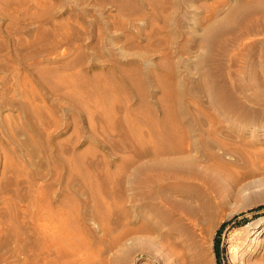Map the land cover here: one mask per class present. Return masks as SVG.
I'll return each mask as SVG.
<instances>
[{
	"label": "rangeland",
	"instance_id": "1",
	"mask_svg": "<svg viewBox=\"0 0 264 264\" xmlns=\"http://www.w3.org/2000/svg\"><path fill=\"white\" fill-rule=\"evenodd\" d=\"M0 264H264V0H0Z\"/></svg>",
	"mask_w": 264,
	"mask_h": 264
},
{
	"label": "bare ground",
	"instance_id": "2",
	"mask_svg": "<svg viewBox=\"0 0 264 264\" xmlns=\"http://www.w3.org/2000/svg\"><path fill=\"white\" fill-rule=\"evenodd\" d=\"M179 127H180V126H179ZM179 127H178V129H180ZM175 130H176V128L174 129V132H175ZM172 131H173V130H172ZM181 131H182V130H181ZM174 132H173V133H174ZM177 132H179V131H177ZM167 133H168V132H167ZM169 133H171V132H169ZM169 133H168V134H169ZM173 133H172V134H173ZM175 133H176V132H175ZM175 133H174V135H175ZM170 136H171V135H170ZM173 137H175V136H173ZM171 142H172V141H171ZM167 147H168V146H167ZM169 147H170V146H169ZM171 148H172V147H171ZM171 148H170V149H171ZM177 148H178V147H177ZM165 149L168 150L167 148H165ZM165 149H164V150H165ZM170 149H169V150H170ZM172 149H173V148H172ZM175 149H176V148H175ZM171 152H173V151H171ZM168 153H169V152H168ZM168 153H167V154H168ZM174 153H175V152H173V155H175L177 152H176L175 154H174ZM169 154H170V153H169ZM214 225H215V223L212 225V228L214 227Z\"/></svg>",
	"mask_w": 264,
	"mask_h": 264
}]
</instances>
